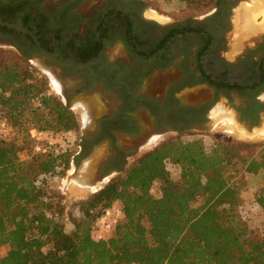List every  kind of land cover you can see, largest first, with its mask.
<instances>
[{
	"label": "trees",
	"instance_id": "1",
	"mask_svg": "<svg viewBox=\"0 0 264 264\" xmlns=\"http://www.w3.org/2000/svg\"><path fill=\"white\" fill-rule=\"evenodd\" d=\"M180 1L190 20L195 13L217 8L184 31L202 33L208 25L220 29L211 30L205 39L212 67L219 70L221 53L227 49L222 34L231 27L230 14L223 16V0ZM237 61L242 64L241 81L227 77L229 62L223 63L224 72L216 74L211 67L202 77L228 99L237 90L243 102L249 99L259 110L264 35ZM1 121L10 134L0 135V252L8 248L0 254V264H264V237L239 211L246 177L261 176L264 181L263 143L220 141L206 147L201 139L165 140L100 192L79 201L81 217L70 221L73 228L66 231L63 197L50 182L65 175L69 153L54 148L34 152L29 131H78L76 116L47 90L32 67L22 68L0 56ZM169 164L180 169L176 179ZM155 183L158 197L151 193ZM254 200L264 212V186ZM114 206L121 208V219L106 238L94 239L93 232Z\"/></svg>",
	"mask_w": 264,
	"mask_h": 264
},
{
	"label": "flooded vegetation",
	"instance_id": "2",
	"mask_svg": "<svg viewBox=\"0 0 264 264\" xmlns=\"http://www.w3.org/2000/svg\"><path fill=\"white\" fill-rule=\"evenodd\" d=\"M245 1L223 0V16ZM146 6L145 0H0V48H11L23 61L36 65L51 88L58 86L54 89L63 104L80 115L84 126L80 127L72 161L76 171L84 172L89 185L104 184L122 174L154 137L203 129V124L212 121L209 113L217 104L218 94L224 95L202 77V72L210 74L212 67L211 46L205 49L206 34L220 29L208 25L207 29L202 27V33L184 31L189 24L194 25L190 19L162 26L145 15ZM241 14L239 10L238 16ZM260 35L234 61L224 57L223 51L220 68L215 65L213 72H224L223 63L229 62L227 77L241 81L242 64L237 60L262 40L264 33ZM119 40L127 56L111 59L110 50ZM194 41L198 49L192 48ZM222 41L227 46L225 33ZM175 44L177 48H171ZM177 53L181 55L180 64L187 68L171 82L167 95L158 101L138 93L136 84L147 73L132 68L133 61L140 66L146 60L163 64ZM200 80L213 87L212 98L198 105L176 106L172 87L182 90ZM232 93L240 95L237 90L231 91L230 98ZM260 95L256 98L263 105L259 110L249 99L241 106L232 104V125H248L251 129L260 123L264 112ZM217 114L215 119L225 117Z\"/></svg>",
	"mask_w": 264,
	"mask_h": 264
},
{
	"label": "rangeland",
	"instance_id": "3",
	"mask_svg": "<svg viewBox=\"0 0 264 264\" xmlns=\"http://www.w3.org/2000/svg\"><path fill=\"white\" fill-rule=\"evenodd\" d=\"M145 1L147 4L145 15L162 26L172 25L174 23L183 22L188 19L186 16L188 12L184 11L185 4L180 0H145ZM262 1L264 0H246L245 2L250 3L251 6L244 3L243 5H240V7H237L236 10H233L232 13L230 14L231 27L225 33V40L227 41L228 47L224 51V57H226L227 59L230 57L228 53L230 52L233 44L236 43V39L239 38L236 32L238 31L237 29L238 25L240 26V23L242 22L243 15L245 14L244 11L245 12L248 11L249 13H252L255 9L254 16L252 17L248 16V17L253 20H259V19L264 20V4L260 5L261 3H263ZM243 6L246 9L243 10L242 16L238 19V11L239 10L242 11ZM251 10L252 12H250ZM213 11L214 9L211 10L208 9L201 13L200 12L195 13L193 14V17L191 19L194 22L201 21L205 16L212 13ZM258 37H261V35H258L256 37H249L247 39L248 41L246 40V45L250 46L251 42H254ZM154 43L155 40L152 41V46H154ZM177 46L178 45L175 44L172 45L171 48H177ZM192 48L198 49L197 41H194ZM242 51L239 54H241ZM0 56L8 57L11 60V62L21 66L22 68H27L29 66L32 67V69L36 73V77L37 78L41 77L46 82L47 90L50 93L54 94L57 98H59L58 94L55 92L56 89H54L55 85L54 87L51 88L49 80H47L45 75L41 72L40 69H38L36 65L34 66L26 61H23L13 49L8 47L0 48ZM124 56L126 57L127 55L125 54L121 40L116 41L114 48L110 50L109 57L111 59H115L118 57L122 58ZM179 57H181V55L177 53L174 55L173 58L168 59L163 64L156 63V61L154 60H146L145 64L143 63L144 65L142 66L137 64L135 65L136 61H133L134 63L131 66L132 68H136V70L140 72L147 73L145 76H142L138 80L136 84L137 92L140 93L141 95L146 96L147 99L149 98L152 100L159 101V99L165 97L167 95L166 92L171 87L170 86L171 82L179 79L183 71H185L187 68L185 65L180 64V61L178 59ZM234 59L231 60L229 58L228 60L234 61ZM180 82L181 81L179 80V84ZM179 88H177L176 86L172 87L173 89L172 98L174 100V104H176V106L178 107L202 104L204 101L207 100L209 101L214 94L213 87L206 86L205 82H203L202 80L195 81L192 87L189 86L183 88L182 90L181 87ZM231 96L232 97L230 99H227L226 96L222 94H218L216 101L217 104H215L212 107L211 112L209 113V116L212 117V121L203 124L202 125L203 129H189V130H182L180 132L173 131V132L163 133L158 138L154 137L151 143H148L146 146H144V148L141 149L139 155L130 161L128 167L133 162L138 160L144 153L152 150L157 145L168 139H180L185 142L191 141L193 139H201L206 147L211 146L212 143L220 142V141L231 144L235 142L248 143V144H262V143L264 144L263 137L251 138L250 136H247L242 131H240L238 127L232 125L233 124L232 122H234V117L232 115L230 114L225 115L232 117V120L226 121V123L224 122L225 124H222L223 120H225L224 116L222 118L218 117L215 119L216 117L215 115L217 113H218L217 115L222 114V111L224 110H226L227 112L234 113L232 104L239 105L241 102H243V98L240 95L232 93ZM70 110L74 113V115L77 118V121L79 123V130L71 131V132L47 133L45 138L53 141L52 148L56 149L61 153L63 151H68L67 153H69L70 164L65 175L62 178L55 177L50 182L54 190L63 197L61 201L63 207L61 208V210L63 213L62 216L65 219L68 218V220H65L64 222L66 231H70L73 228L70 221L72 222L73 219H77L81 217V213L78 210L77 203L81 200H85L89 198L91 195L97 192H100L102 189H104V187L108 183H110L113 179L123 175V173L125 172L123 171L122 174L109 178V180H107L106 183L100 184V186L97 187L95 191L90 190L91 188L83 189L80 188L79 185L73 184L71 178L74 175L78 176L79 174L80 175L82 174L81 170L79 169L78 171L75 170L76 167L72 160L74 159L76 155V151L78 149L80 127L84 125H82V122H80V115L76 112V110L74 109H70ZM16 134L19 135L20 137L22 136V134H20L19 131H16ZM27 155L28 154L25 151L20 153L22 159H25ZM84 162H87V160ZM167 168L170 174L172 175V177L176 179L179 175V171H180L179 167H174L173 165L169 164ZM246 183L247 184L245 190L241 192L242 202L239 207L240 215L250 227H254L255 229H257L259 234H261L264 237V212L254 200L256 191L259 190L262 186H264V181L261 176L248 175L246 177ZM151 193L155 197H158L160 195V189L158 183H155L152 186ZM7 249H8L7 247H3L0 254L4 253Z\"/></svg>",
	"mask_w": 264,
	"mask_h": 264
},
{
	"label": "crops",
	"instance_id": "4",
	"mask_svg": "<svg viewBox=\"0 0 264 264\" xmlns=\"http://www.w3.org/2000/svg\"><path fill=\"white\" fill-rule=\"evenodd\" d=\"M246 4H248V3H246ZM242 8L243 9L241 12L243 13V10L245 8H244V6ZM244 13H245L244 14L245 16L243 15L242 22L240 23V26L238 25V28H237L238 31L236 32V34H238L239 38L236 39V43L233 44L230 52L228 53V55L230 56L229 58L231 60L234 59L236 57V55H238L244 49V47L246 46V40L249 37H256V36L264 33V20L250 19L249 17L254 16L253 13H249L248 11L244 12ZM250 14H251V16H250ZM241 16H242V14L240 16H238V19ZM261 99L264 100V94L261 95ZM231 113L232 112H230V115H231ZM222 115H229V114L226 110H224V111H222ZM226 117L227 116H225V120H223L224 122L232 120L231 117H229V118L228 117L226 118ZM226 119H228V120H226ZM235 126L238 127L240 129V131H243V133L246 134L247 136L263 137L264 138V112H262L260 114V123L256 126L252 127L251 129L248 127V125H235Z\"/></svg>",
	"mask_w": 264,
	"mask_h": 264
},
{
	"label": "built area",
	"instance_id": "5",
	"mask_svg": "<svg viewBox=\"0 0 264 264\" xmlns=\"http://www.w3.org/2000/svg\"><path fill=\"white\" fill-rule=\"evenodd\" d=\"M10 134V130L4 121L0 122V135L7 137ZM46 132L31 129L29 136L35 143L34 151L37 153H45L53 147V141L46 138ZM122 217V210L118 206H114L111 210L107 211L104 215L101 223L97 226L93 232V237L96 240L106 238L112 231L113 227L118 223Z\"/></svg>",
	"mask_w": 264,
	"mask_h": 264
},
{
	"label": "bare ground",
	"instance_id": "6",
	"mask_svg": "<svg viewBox=\"0 0 264 264\" xmlns=\"http://www.w3.org/2000/svg\"><path fill=\"white\" fill-rule=\"evenodd\" d=\"M263 3H261L260 5H262V4H264V1H262ZM246 5V4H245ZM248 5H250L251 6V4L250 3H248ZM259 5V6H260ZM246 9V8H245ZM250 9V8H249ZM254 9V8H253ZM245 12V11H244ZM247 12V11H246ZM250 12H252V10L250 11ZM253 13V15H254V13H255V9H254V11L252 12ZM258 24V23H257ZM55 86H56V89L58 90L59 88H58V86L55 84ZM224 122V121H223ZM222 122V124H224ZM226 123V122H225ZM228 123V122H227ZM243 132V131H242ZM261 136V135H260ZM88 165V164H87ZM73 170V169H72ZM88 170V169H87ZM71 172V171H70ZM85 172H86V170H85ZM83 174H84V172L80 175H78V176H73L71 179V181H73V184H77V185H79L80 186V188H83V189H88V188H91L90 190H92V191H95L96 189H97V187H99L100 185H89V183H88V181L86 180L85 181V178H83Z\"/></svg>",
	"mask_w": 264,
	"mask_h": 264
},
{
	"label": "water",
	"instance_id": "7",
	"mask_svg": "<svg viewBox=\"0 0 264 264\" xmlns=\"http://www.w3.org/2000/svg\"><path fill=\"white\" fill-rule=\"evenodd\" d=\"M10 26H12V25H10ZM17 27V26H16ZM19 28V27H18ZM67 108H69L70 109V107L67 105L66 106ZM237 116V115H236ZM235 117V116H234ZM238 117H236V119H237ZM237 121H238V119H237ZM251 138L253 137V136H250ZM70 178V177H69Z\"/></svg>",
	"mask_w": 264,
	"mask_h": 264
}]
</instances>
